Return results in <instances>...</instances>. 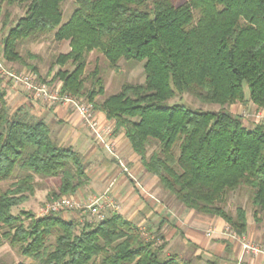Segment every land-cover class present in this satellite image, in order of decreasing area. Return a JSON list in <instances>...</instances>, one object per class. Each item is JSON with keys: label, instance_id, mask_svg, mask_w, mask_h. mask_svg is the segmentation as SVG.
<instances>
[{"label": "trees", "instance_id": "1", "mask_svg": "<svg viewBox=\"0 0 264 264\" xmlns=\"http://www.w3.org/2000/svg\"><path fill=\"white\" fill-rule=\"evenodd\" d=\"M65 1L1 0L23 10L2 40L4 63L37 74L30 62L39 57L22 55V44L47 35L65 43L67 51L49 65V74L57 67L49 82H60L62 94L113 121L144 171L182 207L245 235V211L231 214L225 203L246 186L252 205L264 211V123L248 128L225 107L251 103L264 110V0H185L178 6L171 0H74L62 22ZM92 53L113 72L121 60L143 62L144 82L124 83L97 102L104 85L96 66L86 73ZM181 95L221 109L167 104ZM86 168L79 153L51 138L43 121L22 109L11 112L0 82V183L12 180L0 191V247L8 241L31 260L26 264H193L163 259L165 243L146 241L117 213L94 223L57 213L39 219L13 214L39 187L36 178L57 180L49 196L61 198L86 184ZM155 235L163 240L159 230Z\"/></svg>", "mask_w": 264, "mask_h": 264}, {"label": "crops", "instance_id": "2", "mask_svg": "<svg viewBox=\"0 0 264 264\" xmlns=\"http://www.w3.org/2000/svg\"><path fill=\"white\" fill-rule=\"evenodd\" d=\"M1 86L6 91L7 106L13 108L9 109L11 112L22 109L30 117L43 121L58 145L70 147L81 155L87 166L86 174L91 186L109 190L120 202L119 214L123 218L130 222L136 217L159 219L157 229L163 236L164 250L181 251L174 255L182 261L191 259L183 255H193L197 260L200 257L198 263L201 264H264V256L239 257L236 243L216 236H205L207 229L220 231L225 226L220 219L194 216L193 211L186 210L182 212L185 216L175 214L159 203L151 192L157 179L144 171L123 131L116 130L114 122L107 120L102 112L96 111V116L102 126L114 129L112 140L115 153L130 177L122 173L117 161L94 141L72 108L37 101L9 81L1 83ZM190 246L193 247L192 252Z\"/></svg>", "mask_w": 264, "mask_h": 264}, {"label": "rangeland", "instance_id": "3", "mask_svg": "<svg viewBox=\"0 0 264 264\" xmlns=\"http://www.w3.org/2000/svg\"><path fill=\"white\" fill-rule=\"evenodd\" d=\"M74 0H66L62 6L63 16L62 22H66L71 13L73 11V2ZM175 6L181 5L185 0H171ZM23 15V10H21L17 6L9 7L6 4H2L0 0V45H2V40L6 36L8 30L15 24L19 17ZM67 51V46L65 43H57L53 40L52 35H47L41 37L37 41H26L20 47V53L25 55L26 52H31L38 55L39 59L33 60L30 64L35 65L37 67L38 73L34 74L36 81L40 82L39 80H44L45 83L49 85H54L59 87L60 92V82H49L57 67L54 68L51 74L48 73L49 65L51 61L60 53H65ZM88 63L86 65V73L93 72L94 67L96 66L99 71H101V77L103 78V85H104V93L102 96H99L96 100L97 102L103 101L105 98L114 95L119 92L122 84L130 83V84H141L144 82V72H143V62H134V61H123L121 60L118 63V72H113L107 68V61L104 57L97 53H92L87 59ZM6 68L10 71L14 72H21V71H30V69L26 67H20L17 64L13 65H6ZM49 74V75H48ZM38 77L39 80H38ZM1 83H7V80L0 76ZM86 87H89V83L86 82ZM246 96L248 94L247 90H245ZM62 94V93H61ZM168 105H183L189 107L191 109H199L204 112H218L221 108L216 105H209V104H201L197 100L193 99L188 95H181L172 98L167 102ZM64 107L72 108L69 105H62ZM8 109H13L12 106H9ZM73 109V108H72ZM94 109V108H93ZM74 110V109H73ZM225 110L230 112L233 115L240 116L243 120V123L248 128H253L254 125L264 123V110L258 109L255 105L248 103V105L242 104H234L229 107H225ZM12 111V110H11ZM96 112V110L94 109ZM77 114V111L75 112ZM79 117V115L77 114ZM259 117V118H257ZM97 118V116H96ZM80 119V118H79ZM98 120V118H97ZM99 121V120H98ZM105 127V126H104ZM111 128V127H110ZM112 129V128H111ZM114 135V129H112V137ZM115 147V146H113ZM119 166V165H118ZM11 179L0 183V191H5L9 188L11 183ZM39 187H36L34 194L29 196L28 200L20 205L17 208L12 210L13 214H17L20 211L29 212L33 215L34 218L39 217L41 214L42 209H45L47 205L51 204L53 201H58L61 199H69L70 201H74L81 206L85 204H89L90 201L94 197H100L104 194H107L108 198L111 199L115 204L120 207V202L117 198L110 194L109 190H103L98 187L94 188L91 186L89 179L86 184L79 188L73 195L71 196H63L61 198H51L49 196L50 192L57 188V180L49 179V180H38ZM153 196L158 200L159 203L166 206L167 209L171 210L175 214H183V211H189L182 207L179 203H177L173 197H171L167 192L163 191L160 186L157 184L151 190ZM252 197V190L249 187L241 186L237 190L228 194L225 209L226 211L230 212L231 214L235 213L236 208H241L246 213V220H247V232L245 235L240 236L246 240L252 242H264L263 234H264V211H260L255 208L251 203ZM119 211L115 212L117 214L120 213ZM195 213V212H194ZM65 220H74L78 221L79 223L83 222H95L97 221L96 217L89 216L87 213L83 214L81 210H63L59 213ZM112 213L105 211L106 217L111 215ZM194 216L198 217H205L199 214H194ZM213 218V217H208ZM219 219V218H217ZM221 220V219H220ZM222 221V220H221ZM137 228L138 231L143 239L146 241H156V246H160L164 243V239L161 240L155 234L158 230L157 227L159 225V219H147V218H140L136 217L135 220L132 222ZM162 224H160L161 226ZM225 225V224H224ZM226 226V225H225ZM224 226V227H225ZM229 227V226H228ZM230 228V227H229ZM231 229V228H230ZM212 230V229H210ZM233 230V229H231ZM209 230L207 229L204 234L206 237V233ZM235 233L236 231L233 230ZM161 234V233H160ZM162 235V234H161ZM220 237V236H216ZM222 239H226L220 237ZM157 239V240H156ZM212 239V238H211ZM228 240V239H227ZM220 240H218L219 242ZM229 241V240H228ZM231 241V240H230ZM236 243L239 247L240 246L237 242ZM165 249V248H164ZM189 250L192 252L193 247L190 246ZM181 253V251H174L171 250H164L162 258H167V255L173 254L170 256H176L174 254ZM182 256V255H180ZM184 257L191 258L190 260L193 264H201L198 263L200 261V257L197 260V257L193 255H183ZM240 257V255H239ZM180 258V257H179ZM185 260V259H184ZM31 260L23 258L17 251L16 248L12 247L8 241H4L3 245L0 247V263L2 264H19V263H29ZM91 264H97V262H93Z\"/></svg>", "mask_w": 264, "mask_h": 264}, {"label": "built area", "instance_id": "4", "mask_svg": "<svg viewBox=\"0 0 264 264\" xmlns=\"http://www.w3.org/2000/svg\"><path fill=\"white\" fill-rule=\"evenodd\" d=\"M0 76L11 82L14 87L20 88L30 94L37 101L48 105H69L74 111H77L80 121L83 126L92 134L94 141L111 155L118 163L122 173H129L124 164L120 161L115 153L114 141L112 140V129L104 127L96 118V112L91 104L72 97L67 94L59 93V87L49 85L45 82H38L33 73L28 71L14 72L6 68L2 54V45H0ZM259 118V117H257ZM119 206L108 198L107 194L100 197H94L89 204L84 206L79 205L69 199H61L53 201L42 209L41 214L37 219L47 217L51 214L59 213L63 210H81L83 214L96 217L98 221L103 220L106 215L105 211L115 213L119 211ZM206 235L208 237L220 236L231 241H235L240 246V257L249 256H264V242H252L240 237L231 230L228 226L223 227L220 231L215 229L209 230Z\"/></svg>", "mask_w": 264, "mask_h": 264}]
</instances>
